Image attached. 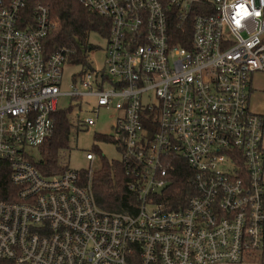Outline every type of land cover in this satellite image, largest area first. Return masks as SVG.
<instances>
[{
  "label": "built area",
  "instance_id": "1",
  "mask_svg": "<svg viewBox=\"0 0 264 264\" xmlns=\"http://www.w3.org/2000/svg\"><path fill=\"white\" fill-rule=\"evenodd\" d=\"M82 4L109 22L105 65L93 69L88 54L90 65L64 91L66 54L46 50L56 26L49 6L0 0V159L16 188L0 198V259L264 264V114L249 105L252 77L264 72V0ZM62 96L80 111L117 113L111 140L137 195L135 212L98 206L91 165L83 177L68 166L46 175L35 164ZM180 170L191 191L176 204L166 189Z\"/></svg>",
  "mask_w": 264,
  "mask_h": 264
},
{
  "label": "trees",
  "instance_id": "2",
  "mask_svg": "<svg viewBox=\"0 0 264 264\" xmlns=\"http://www.w3.org/2000/svg\"><path fill=\"white\" fill-rule=\"evenodd\" d=\"M49 6L50 15L56 26L47 36L46 50L53 52L64 50L67 62L88 67V53L94 49L89 42L92 32L108 36L109 22L107 19L90 12L83 6L82 0H41ZM175 44L183 45L180 31H175ZM72 108L59 110L54 117L51 135L39 148L40 157L35 164L46 175H56L63 171L59 163V154L69 147L73 124L71 123ZM98 138L109 140V137L97 135ZM82 170V176L86 175ZM177 186L166 189V200L176 204L183 201L191 191L187 187V176L178 172ZM92 190L95 201L103 210L111 212H135L137 195L128 187L129 177L125 167L119 160H108L103 157L101 166L94 169L92 175ZM16 188L11 183V173L8 162L0 159V198H12ZM264 246V244H263ZM0 264H15L13 260L0 259Z\"/></svg>",
  "mask_w": 264,
  "mask_h": 264
},
{
  "label": "rangeland",
  "instance_id": "3",
  "mask_svg": "<svg viewBox=\"0 0 264 264\" xmlns=\"http://www.w3.org/2000/svg\"><path fill=\"white\" fill-rule=\"evenodd\" d=\"M89 42L94 49L89 51V58L93 69L99 70L105 65V48L107 37L99 32H92L89 36ZM64 77L62 90L69 91L70 85L75 76L79 78L82 72L81 64L66 63L64 65ZM253 92L251 95V107L258 112H264V72H255L252 77ZM76 99L68 96H62L59 105L63 109L72 108L71 119L77 122V117L85 118L87 116L96 119L95 125L90 127L78 126L72 127L69 147L63 149L59 154V163L62 166H68L75 170H88L90 165L94 169L101 166L103 157L108 160H120L121 151L112 142L111 137L114 135V125L116 123L117 113L112 109L101 108L99 114L92 112L90 107H85L80 111V103ZM94 101L91 100L90 104ZM97 135L109 137V140L98 138ZM264 146V142H263ZM95 154V160L91 163L87 158V153ZM35 155L40 157L38 149L34 150Z\"/></svg>",
  "mask_w": 264,
  "mask_h": 264
},
{
  "label": "crops",
  "instance_id": "4",
  "mask_svg": "<svg viewBox=\"0 0 264 264\" xmlns=\"http://www.w3.org/2000/svg\"><path fill=\"white\" fill-rule=\"evenodd\" d=\"M252 83V82H251ZM252 92H253V87H252V85H251V92H250V102H249V105H250V108L252 109V107H251V95H252ZM253 110V109H252ZM254 112H256V113H261V114H264V112H258V111H255V110H253ZM263 142H264V139H263Z\"/></svg>",
  "mask_w": 264,
  "mask_h": 264
}]
</instances>
